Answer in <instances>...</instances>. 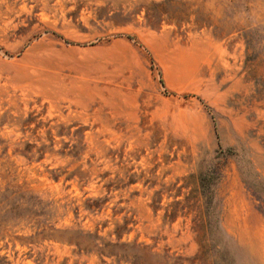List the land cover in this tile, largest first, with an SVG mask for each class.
<instances>
[{
    "label": "rangeland",
    "instance_id": "374dc122",
    "mask_svg": "<svg viewBox=\"0 0 264 264\" xmlns=\"http://www.w3.org/2000/svg\"><path fill=\"white\" fill-rule=\"evenodd\" d=\"M0 264H264V0H0Z\"/></svg>",
    "mask_w": 264,
    "mask_h": 264
}]
</instances>
